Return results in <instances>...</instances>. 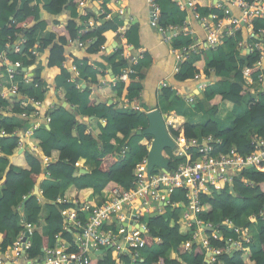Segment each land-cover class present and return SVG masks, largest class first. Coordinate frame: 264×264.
<instances>
[{"label":"trees","instance_id":"obj_1","mask_svg":"<svg viewBox=\"0 0 264 264\" xmlns=\"http://www.w3.org/2000/svg\"><path fill=\"white\" fill-rule=\"evenodd\" d=\"M81 1L0 0V53L5 52L9 61H19L22 68L28 69L36 59L31 53L32 50L37 53L48 50L46 68L54 78L57 99L60 104L66 102L72 110L71 112L59 104L53 106L46 113V117L50 119L49 124L40 125L28 138H21L18 132L28 127V124L26 122L22 125L19 115L26 111L29 116H33L35 109L32 106L24 109L20 96L34 98L42 103L47 84L39 77H31V86L25 87L23 81L26 72L19 71L14 82L18 84L20 96L0 97V132L5 133L3 136L0 134V245L5 250L21 232L22 223H30L33 225L31 242L29 238L31 246L26 250L29 259L40 258L42 249L53 247L56 244V235L61 241L71 244L78 236L77 231L63 230L62 213L65 210L78 211L81 205L88 203L94 196L101 195L103 191L118 188L129 190L134 182L135 165L146 157L152 141L150 136L134 134L147 126L144 111L123 110L117 103L108 104V101L118 98H137L141 89L139 81L142 78V66H135L137 74L130 75V81L122 83L117 78L130 66L129 62L120 57L119 49L107 59L104 58L112 70L115 86L99 90L98 96L104 99L100 101L90 98L91 90L88 87H75V82L79 83L83 77L86 79L101 76L89 63L82 61L74 64L80 73L75 80L72 73L63 66L66 62L68 40L89 42L88 52L96 54L109 44L117 28L123 26L118 15L110 12L116 11V0H102V12L98 17L87 12L79 15L78 4ZM156 1L160 6L158 0ZM168 2L178 10L169 0ZM195 4L200 15L207 13L203 9L205 0H196ZM65 12L70 19L62 26L58 22L52 25L44 18L46 14L60 16ZM182 22L184 21L170 22L160 6L159 23L162 27L180 25ZM252 28L254 32L259 30L264 38V20L254 19ZM138 30L134 25L125 33L127 43L137 50L140 48ZM44 32L48 33L47 38L37 40V34ZM19 37L21 40L16 44L19 50L15 52L9 49L15 46L14 43ZM240 38V32L232 37H225L222 45L201 48L200 54L191 55L179 65L175 80L180 83L194 79L197 74L208 76L210 71L218 76L221 73L227 74L229 80L221 82L222 91L219 93L214 94L207 87L204 89L203 96L208 99L209 108L205 109L201 101L195 99L198 102V112H204L208 117L205 124L191 126L182 117L173 115L174 121L170 128L172 136H212L221 139L222 143L215 146L217 155L225 154L231 148L247 155L252 151L250 140L253 136L264 140V88L261 87L263 90L255 98L249 93L251 88L260 86L257 80L260 71L255 68L259 53L253 51L243 55L236 48ZM190 44L192 40L182 34H177L171 41V45L178 48ZM243 69L247 70L249 84L245 81ZM222 77L226 79L224 75ZM34 83L38 84L37 88H33ZM171 95L169 89L164 90V99L168 100ZM222 103L230 111L227 116L239 108L243 110V114L234 119L233 127L227 130L220 128L216 118L218 107ZM78 117L90 121L78 120ZM21 140L26 147L15 154ZM28 147H35L36 154ZM123 148L127 150L121 157L119 153ZM163 154L169 157V168H175L178 161H173L172 151L165 150ZM42 158H48L51 163L45 165ZM80 160L93 163L92 169L81 173L78 167ZM41 178L52 184L42 183ZM36 187L40 196L33 195L21 209L22 197L32 194ZM180 191L175 190L170 200L186 208L188 199L185 192ZM58 198L68 202L59 204L56 202ZM199 200L201 212L197 217L203 222L217 226L228 219L236 227H251L254 233L251 242L243 244L242 250L231 255H220V262L264 264V163L244 170L240 177L234 178L231 185L221 184L219 191H214L212 195H202ZM174 208L165 207L158 216L144 217L147 231L142 234L144 247L139 252L140 258L131 263L128 255H122L121 264H205V250L201 245L193 243L185 247L193 227L180 222V210ZM77 213L82 220L85 219L86 212ZM251 216L256 217L254 222L250 221ZM219 230L221 237L232 236V233L221 226ZM205 234L210 236L208 231ZM210 243L213 247H226L221 240L211 239ZM71 251L77 253L74 247H71ZM90 264L116 263L113 252L109 250L91 255Z\"/></svg>","mask_w":264,"mask_h":264},{"label":"built area","instance_id":"obj_2","mask_svg":"<svg viewBox=\"0 0 264 264\" xmlns=\"http://www.w3.org/2000/svg\"><path fill=\"white\" fill-rule=\"evenodd\" d=\"M87 0H82L78 6L82 7ZM179 10L188 9L192 12L193 17L199 21L204 31V48H213L222 45L225 37H232L237 33H241L242 38L236 44V48L243 55L257 51L259 60L255 64V68L260 71L257 78L260 83L258 87H264V71L260 69L261 60L264 56V38L258 30L254 32L252 21L254 19L264 20V0H205L203 9L207 10L205 15H200L195 4L196 0H169ZM126 0H116V15H123L125 12ZM150 7V26L161 34H168V39L177 34L190 37L191 30L183 22L181 25H169L162 27L159 23L160 6L156 0H148ZM238 11V15L234 16L232 9ZM216 11V12H213ZM106 18H109L107 16ZM249 36L243 37V32H247ZM127 26L123 25L117 28L115 35L122 41H125L123 48L120 49V57L127 60L130 66L123 71L117 78L120 82L130 81V75H136L134 67L137 65V59L131 55L132 46L127 44L125 33ZM254 39V42H249ZM68 46L82 48L89 45V42H81L79 40H68ZM130 46V47H129ZM9 49L17 52L19 46L10 47ZM104 46L101 48V51ZM199 45H189L180 47L179 50H173L175 58L180 65L191 55L200 53ZM117 51V49H116ZM32 55L37 56V52L32 50ZM4 66V69H1ZM22 65L19 61L11 62L7 58L5 52L0 53V70L5 74L4 78L9 82L10 86L7 93L0 95L1 98L18 97V84L14 82V77ZM179 67L175 68L177 73ZM69 71V70H68ZM74 80L80 76L76 65L70 67ZM100 73H104L100 71ZM99 73V74H100ZM105 76L104 74H101ZM243 75L247 84L249 78L247 70L243 69ZM206 76L195 75L194 79L199 92L204 91L208 84L205 80ZM33 78V77H32ZM32 79L25 74L23 86H31ZM76 89H83L80 83L75 82ZM263 85V86H261ZM38 84H33L36 88ZM105 86V85H101ZM109 87L113 88L115 82L109 81ZM166 87V84H162ZM260 90L259 92H261ZM258 92V93H259ZM257 94V93H256ZM21 106L26 109L32 106L35 109L33 116L24 111L19 115L20 118L29 120L30 118L39 117L41 102L34 98H25L20 96ZM127 101V100H126ZM194 99L190 98L189 103H193ZM135 111H139L138 107H134ZM8 113L9 110H8ZM44 123L34 125L31 131H25L26 136H31L33 131L40 125H48L50 119L44 116ZM174 121L173 116H166L165 126L170 138L174 143L172 151L173 161H178L177 166L168 170L153 169L150 175H147V156L141 159L135 165L134 182L129 190L112 189L103 191L99 203L90 205L89 202L80 206L78 211L86 212V217L82 220L78 216V211L65 210L63 216V230H73L79 232L71 243L61 241L56 235V244L41 250V257L29 259L26 250L30 246L29 238L32 235L33 225L30 223H22V230L13 242L3 250L0 245V264H90L91 255L95 251H103L109 248L113 252V259L116 264H121L120 257L128 255L131 263L140 258V250L144 247L142 234L147 231V225L144 222L145 216L156 213L161 214L165 207H175L180 210L179 221L189 227H193L189 241L185 247H189L193 243L201 245L205 250V264H224L219 261L220 255H231L233 252L242 250L243 244L251 242L254 235L252 228L236 227L232 221L226 219L220 225L214 226L210 222H203L197 217L201 212L200 196L212 195L215 191H219L221 184L231 185L234 178L240 177L241 173L249 168L264 163V140L253 136L250 140L252 151L247 155L240 154L236 148H231L227 153L217 155L215 146L222 143L221 139L207 136L198 138H183L181 136H172L170 128ZM104 123V122H102ZM0 134L5 135L4 131ZM150 147V145H149ZM18 148H22V141L19 142ZM149 149V148H148ZM127 148H123L119 155L122 157ZM193 151V153H192ZM31 152H36L35 147H31ZM193 154V156H192ZM169 160V157H166ZM43 163L48 165L51 160L42 158ZM175 190L185 192L188 199V206L184 208L180 203H172L171 194ZM40 196V192H39ZM98 196V195H96ZM25 197H22L24 200ZM57 203H67L63 198H58ZM261 215V213H260ZM255 216L250 217V221L254 222ZM126 222V224H124ZM232 233V236L221 237L219 227ZM208 231L210 236L206 235ZM25 237L27 241L25 242ZM221 240L225 243V249L213 247L210 240ZM74 247L77 253L71 251Z\"/></svg>","mask_w":264,"mask_h":264},{"label":"crops","instance_id":"obj_3","mask_svg":"<svg viewBox=\"0 0 264 264\" xmlns=\"http://www.w3.org/2000/svg\"><path fill=\"white\" fill-rule=\"evenodd\" d=\"M101 1L102 0H87L82 7L78 6L79 15L83 12H87L89 14L95 15L96 17L102 12L101 9ZM161 6V11L165 14L170 22H181L184 21L186 25L191 30L190 39L192 40L191 45H199V48H204L203 40H204V31L201 28L199 21H197L192 12L188 9L185 10H176L174 7L170 5L168 0H158ZM125 12L123 15H118V18L121 19L122 24L130 28L131 26L138 27V36H139V44L140 48L130 49L131 55L137 59V65L141 67V80L139 81L141 85V89L138 93L137 98L132 100H121L120 98L115 101H111V103H117L120 108L123 110L129 109L133 110L134 107H138L141 111L149 112L155 109H158L165 117L178 115L182 117L186 123L191 126L203 125L208 121L207 115L204 112L200 113L197 109V101L200 100L202 106L207 109L208 107V99H205L203 96V91L199 92L197 90V84L195 80L186 81L183 83L177 82L175 80V68L179 67V64L175 58V54L173 50H179L178 47H173L171 45V40L168 39V34L164 35L157 32L154 28L150 26V7L148 4V0H126L125 4ZM116 7V5H115ZM116 9V8H115ZM112 14H115V10L110 11ZM232 13L234 16L238 15L237 9L233 8ZM45 20L49 21L53 25V23L58 22L59 26L65 24L70 16L68 13H63L60 16H50L45 15ZM183 23V22H182ZM181 23V24H182ZM180 24V25H181ZM51 25V27H52ZM178 25V24H175ZM90 27V25H88ZM49 27V30H51ZM247 32H243V37L249 36L248 30ZM48 36L47 32L38 33L36 36L37 40L46 39ZM188 37V36H187ZM21 40L19 37L14 45L18 44ZM127 42V41H126ZM125 41L121 40V37L117 38L115 33L110 40L107 46H104V49L99 51L96 54H90L88 52V45L82 48H76L73 46H68L66 48V62L63 65L70 71V67L74 65L76 62H87L89 66H91L97 73L103 71L105 76H96V77H87L86 79L83 77L80 80L81 88H86L91 90L90 98L96 99L97 101L104 100L99 97V90L109 87V81L113 77L112 70L110 65L106 62L105 59L109 57V55L113 54L116 49L120 50L123 48ZM128 44V43H127ZM14 47V46H12ZM130 47V46H129ZM48 50L43 53H38L35 59L34 64L26 69V75L30 77H39L45 84H47V91L45 93L44 101L40 107L39 117L30 118L29 120H25L20 118L24 125L26 122L28 127L18 132V135L23 138H28L26 136V130L31 131L34 125H38L44 123V116L47 113V110L56 105H61L57 99V93L55 91L54 78L52 73L46 68L47 59H48ZM200 54V53H199ZM198 55V54H197ZM105 58V59H104ZM136 65V66H137ZM260 69L264 71V56L261 60ZM225 76L224 79L222 76ZM5 74L0 70V95H4L7 93L9 89V82L4 79ZM229 75L221 73L219 76L214 74L213 71L209 72V75L206 76L207 80L203 77L201 80H205L206 84H208L207 88H209L214 94L222 91L221 82L225 80H229ZM101 77V78H99ZM78 79V78H77ZM165 83L166 87H163L162 84ZM214 86V89L211 85ZM105 85V86H101ZM29 87V86H25ZM23 87V88H25ZM111 88V87H109ZM206 88V89H207ZM264 88V87H263ZM261 87L251 88L249 91L250 95L255 98L256 93L260 90H263ZM169 89L172 92L171 97L166 100L164 99V90ZM201 96V98H199ZM193 98V103H189V99ZM127 100V101H126ZM183 104H187V109L182 112H178L176 108H179ZM68 105V104H67ZM68 107H70L68 105ZM72 112V111H71ZM230 112L227 110L225 104H220L218 107V114L216 116L217 123L221 129L227 130L233 127V122L236 117H239L243 114V110L241 108L237 109L233 113H230L227 116V113ZM227 116V117H226ZM90 121V119H85L84 117H78V120ZM102 123L101 125H103ZM22 141V148H17L15 150V154L21 152L26 144ZM29 148V147H28ZM31 150V148H29ZM36 154V152H34ZM78 167L80 170H84L88 172L92 169L93 163L85 160H80L78 163ZM43 178H41L42 180ZM40 180V181H41ZM42 183H51L47 179H43ZM39 190V189H38ZM101 200V196H94L89 204L99 203ZM1 238V236H0Z\"/></svg>","mask_w":264,"mask_h":264},{"label":"water","instance_id":"obj_4","mask_svg":"<svg viewBox=\"0 0 264 264\" xmlns=\"http://www.w3.org/2000/svg\"><path fill=\"white\" fill-rule=\"evenodd\" d=\"M17 70L26 72L24 68H18ZM201 98V96H199ZM108 104H112L111 101H108ZM61 106L63 108L72 111L66 102L62 103ZM147 126L145 129H139L134 134L135 135H146L152 137V141L150 143V147L147 153V168L146 173L150 175L153 169H160V170H168L169 169V160L164 156L163 152L165 150H173L174 143L169 136V133L165 126V119L166 117L158 110H152L145 113ZM133 136V134H132ZM20 153V152H19ZM81 173H86L84 170H80ZM231 190H233L231 188ZM33 195L38 196L39 190L36 187L32 194L27 196L21 204V209H23L24 204L28 199H30ZM157 214H151L150 217H155ZM126 224V222H124ZM25 242L27 241L25 237ZM104 251H109V248H105ZM103 251H95V254H101ZM206 263V262H205Z\"/></svg>","mask_w":264,"mask_h":264},{"label":"rangeland","instance_id":"obj_5","mask_svg":"<svg viewBox=\"0 0 264 264\" xmlns=\"http://www.w3.org/2000/svg\"><path fill=\"white\" fill-rule=\"evenodd\" d=\"M5 79V78H4ZM211 85H212V87H213V89H214V86H213V84L211 83ZM215 90V89H214ZM246 101H247V99L245 98L244 99V103H246ZM187 104H183L182 106H180L179 108H176V110H178V112L180 113V112H182L183 110H186L187 109ZM241 110H242V108H241Z\"/></svg>","mask_w":264,"mask_h":264},{"label":"bare ground","instance_id":"obj_6","mask_svg":"<svg viewBox=\"0 0 264 264\" xmlns=\"http://www.w3.org/2000/svg\"><path fill=\"white\" fill-rule=\"evenodd\" d=\"M122 83H123V82H122ZM125 83H126V82H125ZM36 88H37V87H36ZM48 118H49V117H48ZM146 156H147V155H146ZM50 163H51V162H50ZM118 189H119V188H118ZM230 189H231V188H230ZM175 193H178V192H175ZM180 193H182V192L180 191ZM180 193H179V194H180ZM172 203H173V202H172ZM183 204H184V203H183ZM184 205H185V204H184ZM187 205H188V204H187ZM166 209H167V208H166ZM166 209H165V211L168 210V209H167V210H166ZM174 209H176V208H174ZM82 217H83V216H82ZM70 231H71V230H70ZM30 242H31V238H30ZM30 246H31V245H30ZM30 249H31V248H30ZM74 249H75V248H74ZM39 253H40V252H39ZM29 257H30V256H29ZM32 257H33V256H32ZM33 258H34V257H33ZM219 258H220V257H219Z\"/></svg>","mask_w":264,"mask_h":264},{"label":"clouds","instance_id":"obj_7","mask_svg":"<svg viewBox=\"0 0 264 264\" xmlns=\"http://www.w3.org/2000/svg\"><path fill=\"white\" fill-rule=\"evenodd\" d=\"M146 113V112H145Z\"/></svg>","mask_w":264,"mask_h":264}]
</instances>
